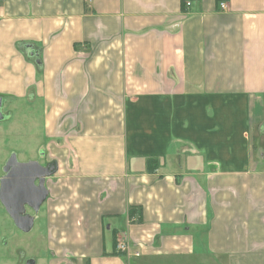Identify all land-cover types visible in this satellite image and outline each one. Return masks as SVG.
<instances>
[{"label": "crops", "instance_id": "0c3cea01", "mask_svg": "<svg viewBox=\"0 0 264 264\" xmlns=\"http://www.w3.org/2000/svg\"><path fill=\"white\" fill-rule=\"evenodd\" d=\"M0 117L41 264H264V0H0Z\"/></svg>", "mask_w": 264, "mask_h": 264}, {"label": "rangeland", "instance_id": "374dc122", "mask_svg": "<svg viewBox=\"0 0 264 264\" xmlns=\"http://www.w3.org/2000/svg\"><path fill=\"white\" fill-rule=\"evenodd\" d=\"M22 116L23 113H20V117ZM5 117L9 119L10 115L6 113ZM35 117L38 119V125L40 126V113ZM11 118V122H13L14 117L12 114ZM11 122L2 121L0 117V127L5 130L6 126H8V128H6V133L0 131V183L6 176L7 164L13 156L17 157L18 162L22 163L34 161L39 162L42 166L46 164L44 158L46 157V153H44L46 147L40 151L43 147V138L41 139L42 144H38L36 152L21 153L18 151V147L24 145L28 138L24 135V132H21L22 128H20V131L16 128V130L13 131L10 126ZM17 131L20 132V137H18ZM49 159L52 160L51 157H49ZM44 167H46V165ZM56 171L57 170L55 169L53 174L46 178L44 186L48 184V181L50 182V179L53 176L55 177L59 175ZM40 212L41 209L38 212H34L27 208V213L34 218V226L29 232L25 233L14 225L13 221L5 211V208L0 203V264H22V262L27 264L28 260L32 257L37 261L39 260L40 264L41 261H50L52 255L45 249L46 243L44 239L46 237V225L43 223L44 226L41 227L42 220Z\"/></svg>", "mask_w": 264, "mask_h": 264}, {"label": "water", "instance_id": "95a60500", "mask_svg": "<svg viewBox=\"0 0 264 264\" xmlns=\"http://www.w3.org/2000/svg\"><path fill=\"white\" fill-rule=\"evenodd\" d=\"M55 170L54 166H42L39 162H18L15 156L7 164L6 176L0 183V203L22 232H29L34 218L27 208L38 212L48 197L44 186L47 177Z\"/></svg>", "mask_w": 264, "mask_h": 264}, {"label": "built area", "instance_id": "2783aa9c", "mask_svg": "<svg viewBox=\"0 0 264 264\" xmlns=\"http://www.w3.org/2000/svg\"><path fill=\"white\" fill-rule=\"evenodd\" d=\"M191 3H187V6H190ZM220 7L222 10H226L227 9V4L226 3H221L220 4ZM117 250L120 252V253H125L128 251V245L127 243H124V242H119L118 245H117Z\"/></svg>", "mask_w": 264, "mask_h": 264}, {"label": "flooded vegetation", "instance_id": "af4514ba", "mask_svg": "<svg viewBox=\"0 0 264 264\" xmlns=\"http://www.w3.org/2000/svg\"><path fill=\"white\" fill-rule=\"evenodd\" d=\"M45 165L47 166V164H45ZM45 165H44V166H45Z\"/></svg>", "mask_w": 264, "mask_h": 264}]
</instances>
